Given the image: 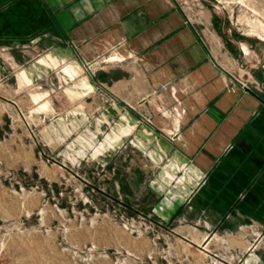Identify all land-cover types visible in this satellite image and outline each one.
Listing matches in <instances>:
<instances>
[{
  "label": "crops",
  "instance_id": "0c3cea01",
  "mask_svg": "<svg viewBox=\"0 0 264 264\" xmlns=\"http://www.w3.org/2000/svg\"><path fill=\"white\" fill-rule=\"evenodd\" d=\"M227 53L176 0H0V123L29 165L34 121L37 138L53 140L60 126L63 135L90 128L102 109L99 127H117L120 145L147 156L150 183H174L200 209L262 227L264 65L256 88L241 86ZM58 88L72 99L47 122ZM255 256L264 264V247Z\"/></svg>",
  "mask_w": 264,
  "mask_h": 264
},
{
  "label": "rangeland",
  "instance_id": "374dc122",
  "mask_svg": "<svg viewBox=\"0 0 264 264\" xmlns=\"http://www.w3.org/2000/svg\"><path fill=\"white\" fill-rule=\"evenodd\" d=\"M176 1L212 47L238 60L227 64L233 76L256 88L254 70L264 65V0ZM59 90L47 122L68 110L62 99L72 96ZM102 111L96 109L90 128L63 135L60 126L53 140H39L34 121L29 165L14 146L22 141L8 140L2 119L0 264H255L264 226L200 209L190 195H176L174 183H150L147 156L128 140L120 145L117 127H99ZM136 166L149 170L136 174Z\"/></svg>",
  "mask_w": 264,
  "mask_h": 264
},
{
  "label": "built area",
  "instance_id": "2783aa9c",
  "mask_svg": "<svg viewBox=\"0 0 264 264\" xmlns=\"http://www.w3.org/2000/svg\"><path fill=\"white\" fill-rule=\"evenodd\" d=\"M232 80H233L234 82H238V83H240L241 86H245V83H243L241 80H239L238 77L232 76Z\"/></svg>",
  "mask_w": 264,
  "mask_h": 264
},
{
  "label": "bare ground",
  "instance_id": "6f19581e",
  "mask_svg": "<svg viewBox=\"0 0 264 264\" xmlns=\"http://www.w3.org/2000/svg\"><path fill=\"white\" fill-rule=\"evenodd\" d=\"M244 49V48H243Z\"/></svg>",
  "mask_w": 264,
  "mask_h": 264
}]
</instances>
